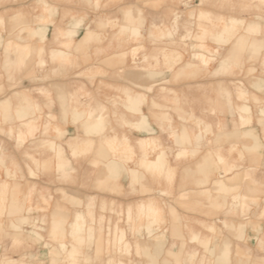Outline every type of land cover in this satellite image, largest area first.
<instances>
[{"label":"rangeland","instance_id":"obj_1","mask_svg":"<svg viewBox=\"0 0 264 264\" xmlns=\"http://www.w3.org/2000/svg\"><path fill=\"white\" fill-rule=\"evenodd\" d=\"M250 181L264 0H0V264H264Z\"/></svg>","mask_w":264,"mask_h":264},{"label":"crops","instance_id":"obj_2","mask_svg":"<svg viewBox=\"0 0 264 264\" xmlns=\"http://www.w3.org/2000/svg\"><path fill=\"white\" fill-rule=\"evenodd\" d=\"M64 31L71 38L74 35H76V31L75 30L66 29ZM217 36H218L219 39H223L224 38V36L222 34H218ZM131 100L133 101V103L135 104V106H138L140 104L139 98H133V97H131ZM242 109L244 111H248L249 110V107L248 106H243ZM138 110H140L141 113H142V119H143L142 127L147 129V126L149 125V122L147 120V116L142 112V110L140 108ZM26 112L27 111H22L21 112V115L24 116L26 114ZM88 129H89V131L90 130L92 131V129L93 130H98V127L97 126H95V127H91L90 126V127H88ZM163 161H164V157L161 154L156 159H154V160L145 159V162L150 167H152V166L153 167H160V166L163 165ZM116 168L117 167H114V169H116ZM193 183H195V181ZM191 187H193L194 189H200V188L202 190H206L207 189L206 186H202V187L191 186ZM261 190L264 191V187L263 186H260V185H257L255 183H253L252 181H250V182H243V183L239 184V186H236V188H235V191H236L235 192V197H238L240 195H252V194H254L256 192L258 193ZM209 200H210V198L208 197V195L206 196L205 192L203 191L201 197H199V196L192 197V199L190 200V202L187 203L186 205L193 206L194 208L192 210H194L197 213L201 212V218H200V220H202V221H209L210 219L207 217V214L210 212L211 209L205 208V206L209 205V203H208ZM225 201H226L225 198L218 197L215 200H213V204L219 206V205L223 204ZM149 208H150V210H149L150 212H153L154 213L156 211L153 207H149ZM82 220H84V217L81 216V215H78V217L76 219L77 231H80L82 229V227H83ZM202 233H205V231L203 230ZM204 236H209V234L204 235ZM243 236H246V234H244ZM228 245L231 247L232 242L228 243ZM209 249L214 252L216 250V247L215 246H211ZM154 252L155 253H158V251H154ZM219 257H220V262H223V263H231V262L233 264L239 263L237 260H234V259L230 260L229 253L227 251H224V253H222V255H220Z\"/></svg>","mask_w":264,"mask_h":264}]
</instances>
